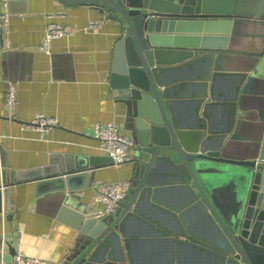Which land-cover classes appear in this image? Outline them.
<instances>
[{
  "label": "water",
  "instance_id": "1",
  "mask_svg": "<svg viewBox=\"0 0 264 264\" xmlns=\"http://www.w3.org/2000/svg\"><path fill=\"white\" fill-rule=\"evenodd\" d=\"M63 1L91 4L122 25L109 81L133 155L130 188L114 211H71L77 236L59 264H264V46L228 52L239 23L264 25V0ZM225 75L227 91L218 87ZM96 162L44 166L36 195L47 193L61 216L70 211L65 191L86 186ZM7 166L0 211L13 209L10 186L23 179ZM134 221L155 235L136 242L143 255L133 250Z\"/></svg>",
  "mask_w": 264,
  "mask_h": 264
},
{
  "label": "crops",
  "instance_id": "2",
  "mask_svg": "<svg viewBox=\"0 0 264 264\" xmlns=\"http://www.w3.org/2000/svg\"><path fill=\"white\" fill-rule=\"evenodd\" d=\"M5 1L8 18H0V171L6 162V172L13 169L23 179L10 186L13 209L2 207L0 211V263L6 262V256L12 260L22 253L59 264L75 244L72 212L96 214L102 205L95 199L96 188L132 175L131 160L112 164L94 136L95 123L116 121L109 74L122 25L91 4L0 0V11ZM50 22L61 23L65 31L52 39L47 53L39 44ZM236 28L228 52L243 56L263 51L264 25L252 18ZM231 80L229 75L222 76L219 89L227 91ZM9 82L17 86L15 104L5 101ZM38 113L56 119L45 134L26 125ZM75 156L97 162L88 169L92 177L85 178L86 186L65 191L70 211L59 216L52 212L51 202L43 199L47 193L36 195V177L43 174L44 166H65ZM261 190L264 192V167ZM196 220L200 222L198 215ZM132 228L133 250L143 255L146 248L136 242L155 235L144 233L150 228L139 221ZM10 247L16 250L12 257ZM186 255L182 252L184 263Z\"/></svg>",
  "mask_w": 264,
  "mask_h": 264
},
{
  "label": "built area",
  "instance_id": "3",
  "mask_svg": "<svg viewBox=\"0 0 264 264\" xmlns=\"http://www.w3.org/2000/svg\"><path fill=\"white\" fill-rule=\"evenodd\" d=\"M8 3L5 1L0 18H8ZM64 26L59 22H50L45 28V33L39 48L44 52H50V44L53 38L64 33ZM16 83L9 82L5 94L7 104L16 102ZM56 123V119L44 113L36 114L31 120L26 122L27 126L37 129L41 134L47 133ZM94 136L98 140V147L111 158V163L118 165L131 158V145L133 140L130 136L122 133L116 121L97 122L94 125ZM258 163L264 164V157L257 159ZM131 185L130 179L113 181L111 183L100 184L96 188L95 199L101 202V210L95 215H101L114 211L119 201L125 196ZM0 264H52L49 260L36 255L16 254L10 262Z\"/></svg>",
  "mask_w": 264,
  "mask_h": 264
}]
</instances>
